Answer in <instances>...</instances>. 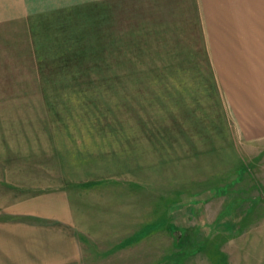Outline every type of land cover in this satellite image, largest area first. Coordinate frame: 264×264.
<instances>
[{
  "label": "rangeland",
  "instance_id": "1",
  "mask_svg": "<svg viewBox=\"0 0 264 264\" xmlns=\"http://www.w3.org/2000/svg\"><path fill=\"white\" fill-rule=\"evenodd\" d=\"M171 6L0 0V218L66 198L83 218L150 222L158 260L170 233L173 256L198 251L188 264L229 235L264 259V138L240 134L212 49Z\"/></svg>",
  "mask_w": 264,
  "mask_h": 264
},
{
  "label": "crops",
  "instance_id": "2",
  "mask_svg": "<svg viewBox=\"0 0 264 264\" xmlns=\"http://www.w3.org/2000/svg\"><path fill=\"white\" fill-rule=\"evenodd\" d=\"M170 1L171 19L167 22L191 23L196 30L198 26V31L204 35L202 46L212 49V63L240 134L247 139H263L264 0ZM67 200L56 201L54 214L23 211L21 215L0 218V264H150L151 255L154 264L159 261L188 264L198 254L196 250H181L173 256L172 249L178 247L176 243L182 234L174 236L169 232L171 242L158 260L155 245L150 242L152 252L149 245V237L156 233L150 222H140L133 227L137 220L123 217L122 211L115 216L83 218L79 212H73ZM218 219L214 216L212 221L201 223L215 225ZM132 228L135 231L130 232ZM80 240H89L85 243L92 246L85 249ZM221 240L223 244L225 240L229 242L220 250H214L213 257L208 251L201 254L199 264H264V259L253 260L246 255L238 258L229 246L235 240L230 235Z\"/></svg>",
  "mask_w": 264,
  "mask_h": 264
}]
</instances>
